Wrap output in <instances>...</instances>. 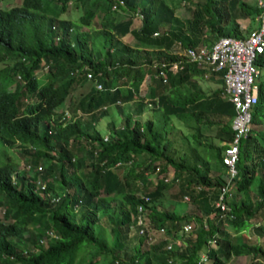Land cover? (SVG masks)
Instances as JSON below:
<instances>
[{
	"label": "trees",
	"instance_id": "16d2710c",
	"mask_svg": "<svg viewBox=\"0 0 264 264\" xmlns=\"http://www.w3.org/2000/svg\"><path fill=\"white\" fill-rule=\"evenodd\" d=\"M68 1L21 0L0 7V60L13 59L0 63V207L9 216L4 224L0 221V264H225L241 255L252 256L249 264H264L263 247L241 235L250 225L264 235L257 225L264 219V130L256 129L264 110V81L258 84L251 132L244 139L248 142H240L238 174L227 199L230 210L224 212L215 202L227 181L222 157L233 138L235 109L220 92L204 97L195 91L190 79L203 70L182 55L186 47L211 45L221 36L242 38L238 19L255 16V4L123 0L129 14L116 20L119 15L108 19L114 1L78 0L82 14L71 20L60 17ZM179 7L190 16L177 15ZM100 8L105 10L101 25L92 27ZM133 12L141 14L138 28L132 27ZM129 32L132 44L121 42ZM180 60L183 69L173 72L171 63ZM163 62L168 65L166 82L154 76ZM256 62L264 65V52ZM43 66L47 71L39 79L37 70ZM87 72L92 79H87ZM145 75L151 79L148 100L141 95ZM88 81L92 83L87 90L72 102L77 87ZM131 100L137 102V113L150 106L154 117L131 123L132 115L127 114L119 125L111 120L104 140L96 122L107 115V105L120 110L119 104ZM66 102L73 115L80 112L78 118L56 112ZM82 114L89 115L88 120L80 119ZM172 118L183 120L193 131L195 145L181 154L167 136ZM203 126L215 128L216 143L203 140ZM10 148L32 168L18 170ZM38 165L42 171L36 170ZM169 167L173 170L165 181ZM156 168L154 183L149 176ZM38 178L44 188L35 183ZM62 185L64 195L79 203L78 219L61 198ZM173 185L178 186L173 208L158 207L154 202ZM186 195L196 213L180 210L187 204ZM138 205L146 210L151 233L161 237L146 249L142 244L147 233L128 234ZM111 213L115 216L109 235L99 220ZM192 219L198 229L182 232L183 224ZM160 227L167 233L158 235ZM46 230L53 235H43ZM180 231L179 246L168 249L169 238ZM131 243L133 254L121 259ZM203 254L207 259L199 263Z\"/></svg>",
	"mask_w": 264,
	"mask_h": 264
},
{
	"label": "built area",
	"instance_id": "2783aa9c",
	"mask_svg": "<svg viewBox=\"0 0 264 264\" xmlns=\"http://www.w3.org/2000/svg\"><path fill=\"white\" fill-rule=\"evenodd\" d=\"M119 5L124 6L123 0H119L118 4L113 3L111 9L118 10ZM255 6L258 9V13L255 15L258 24L252 32L245 34L242 38L221 36L211 45L189 46L182 52L186 61L195 64L203 70L202 75L204 77L211 73H221L223 79L222 94L233 104L235 109V114L231 121L233 138L227 142L222 157L226 166L227 181L221 189L218 200L215 202V206L224 212L230 210L227 199L230 194L232 181L238 174L237 161L239 159L240 142L248 137L251 132L252 108L258 102V85L255 83V76L258 74L256 67L258 55L264 52V0H256ZM157 65V62H154L153 66L156 67ZM170 66L173 72L183 69L181 60L173 61ZM167 67L168 65L165 62L161 63V68L158 69L154 76L162 78L166 82L167 74L165 69ZM86 77L87 79H92V73L87 72ZM94 84L97 89L102 88L100 83L94 81ZM103 139L106 140L107 136H104ZM117 165L119 163L115 164V166ZM157 172L158 168L155 169V174ZM164 180H170L169 174ZM185 198L189 199L187 195ZM145 214L146 210L142 205H138L137 214L133 221L139 233H147L148 240L153 242L156 235L151 233V230H149L150 226L145 223ZM182 230L184 232L191 231L192 224L190 222L183 224ZM156 232L158 235L167 233L164 227L156 229ZM211 242L214 243L213 240ZM167 248H172L170 240ZM206 259V255L203 254L199 263L206 261Z\"/></svg>",
	"mask_w": 264,
	"mask_h": 264
},
{
	"label": "rangeland",
	"instance_id": "374dc122",
	"mask_svg": "<svg viewBox=\"0 0 264 264\" xmlns=\"http://www.w3.org/2000/svg\"><path fill=\"white\" fill-rule=\"evenodd\" d=\"M114 1V3H119V0H112ZM247 3H249L250 5H254L256 3V0H245ZM52 2V1H51ZM137 2V0H136ZM21 3V0H0V7L1 8H9L11 6H15ZM81 2L78 0H72L68 3V9L64 12L60 14V17L62 18H69L71 20H77V18L79 17L80 14H82V7H81ZM54 3H50V5L52 6ZM104 5H105V9L107 7V2L104 1ZM142 6V3H138V8ZM139 10V9H138ZM105 13V10L103 8L99 9V14L100 16L97 17V19L95 18V20L92 23V27H97L101 25V15L103 16ZM107 13V12H106ZM139 14H135L134 12L132 13V16L134 15V23L132 25L133 28H137L139 26H141V14L140 12H138ZM121 14V16H120ZM129 14V10L125 8V6H120L119 9L117 11H112L110 10V13L108 14V19L111 17H115L118 16V18H116V20H122L123 18L127 17V15ZM176 14L179 15L181 18H186L190 16V11H188L185 7H179L176 10ZM124 15V16H123ZM107 19V17L105 18ZM238 23L242 29L243 34H247L249 32H252V30H254L257 26V21L255 19V16L252 17H248L245 19H238ZM83 30L85 29V27L83 26L82 28ZM127 35V36H126ZM126 35L122 36L120 41L121 42H125L128 44H132V34L129 32ZM184 51V50H183ZM13 59L11 56L4 58V60H0L1 62H11ZM256 67L258 70V74L255 76V83L258 85L260 82L264 81V65H260L257 64L256 62ZM47 69H43L42 71H40V73H38L37 77L42 79L43 73L41 72H46ZM11 72H13V70H11ZM220 74V73H219ZM148 76V75H147ZM145 75V79L142 82L141 85V95L143 96L144 100H148V86H147V82L150 81L151 79H148ZM91 81H88L84 86L81 87H77V89L74 91V93L72 94V102L76 101L83 93L84 91L87 90L88 86L91 84ZM94 84V82H93ZM153 84V83H152ZM14 86L12 85L11 88H13ZM136 101L135 100H131L128 103H123V104H119L120 105V110L119 108H117L116 105L114 104H108L107 105V115L102 116L97 122H96V127L97 129L103 134L104 136H108V127L107 124L109 121L113 120L115 121L116 124H120L123 120L125 115L127 114H131L132 118H131V123L134 122L135 119H139L140 121H144L147 118H152L154 117V113H153V109H150V106H147L142 113H137L135 111V106H136ZM67 102L66 103H62L58 109H61L67 118L69 119H76L78 118V116L80 115V112L76 115H73L71 113V110L69 108H67ZM89 115L86 114H82L80 119H87L88 120ZM258 119L260 121L258 127H256L257 131L259 130H264V110L259 113L258 115ZM170 123L172 124V128L170 130H168L167 132V136L168 138H170L173 141V148L176 151L177 149V153L181 154L185 151H187V149L191 146L195 145V141L194 138L192 136V129H190L188 126H186V123L183 120H178L175 118H172L170 120ZM202 132L206 135L207 137L204 136L203 140L207 141V142H213L216 143V139H214L212 137V133L213 130L208 129L207 127L203 126L202 127ZM209 135V136H208ZM245 139V138H244ZM242 140L244 142V144L246 142H248L247 140ZM16 148H10L8 150V153H10L9 155L11 156V158L13 160H15V166H17L18 170H21L22 167L26 164L25 160L21 157V155L19 153H17L19 155V158L17 156V154L14 152L16 151ZM169 172L168 174L169 177H171V171L173 170L171 167H169ZM84 172H87L86 170ZM149 178L151 179L152 182L155 183V181H153L154 179L157 178L156 174H152L149 176ZM154 184H151L149 186V189L151 187H153ZM60 192L62 193L61 198H63L64 201H66L67 203V207L69 210V213L73 216V218L78 219L79 214H80V208H79V203L72 197V196H65V192H66V187L65 186H61L59 188ZM178 190V186L177 185H173L171 186L169 189L164 190L163 195L156 201L154 202L158 207H162V208H166L171 210L173 208L174 205V198H173V194H175ZM253 193V192H252ZM255 193V191H254ZM113 196V194H112ZM184 200L187 201V204L185 206L182 207V209H180L182 212H193L196 213L197 210L195 208V205L190 202V199H186L184 197ZM154 204V205H155ZM112 205H115V201L112 202ZM3 212V208L0 207V214H2ZM115 216L114 213L109 214H105L101 217V219L99 220V222L101 223V225L103 226V228L106 230V233L111 235L110 232V226L112 225L111 220L112 218ZM112 217V218H111ZM149 217L148 215L145 214V223H149ZM255 221V220H253ZM190 223L192 224V230H196L198 229V224H196L195 220L192 219L190 221ZM258 226H260L263 230H264V219L261 220L260 222L257 223ZM97 227V224L95 225ZM254 226L255 225H250L246 231H242L241 235L243 238L249 240V241H256L257 243H259L263 249H264V235L260 234L258 235L255 231H254ZM225 227L232 232L233 230L231 228L228 227L227 224H225ZM98 228V227H97ZM98 230V229H97ZM100 230V228H99ZM138 230V228L136 227V224L134 222H132L129 225V235H133L134 233H136V231ZM182 232H184L183 230H181ZM181 231L178 233L177 236L175 237H171L170 242L172 246H179V242H180V234ZM189 232V231H188ZM186 232V233H188ZM155 235V234H154ZM154 238V237H153ZM161 239V237L155 236V241ZM133 242V241H132ZM152 242V241H151ZM150 240H148V238L145 240V242L142 244V249H146L148 247V245L151 243ZM132 243L129 245L130 248L126 249L127 254H120V258L121 259H127L129 258L130 255L133 254V249L132 247ZM211 245H214V243L211 242ZM33 250H35L36 252H38L39 250L36 248H33ZM99 258V256H98ZM101 258V257H100ZM101 260V259H100ZM252 260V256L251 255H241V256H232L229 260H227L225 262V264H249Z\"/></svg>",
	"mask_w": 264,
	"mask_h": 264
},
{
	"label": "crops",
	"instance_id": "0c3cea01",
	"mask_svg": "<svg viewBox=\"0 0 264 264\" xmlns=\"http://www.w3.org/2000/svg\"><path fill=\"white\" fill-rule=\"evenodd\" d=\"M133 23H134V18H133ZM190 81L195 82L196 84L195 91L201 92L204 97L220 92L221 98L226 99L222 94L223 79L219 73H211L207 77H204L202 74L193 75ZM208 129L213 130V133L215 132L214 127Z\"/></svg>",
	"mask_w": 264,
	"mask_h": 264
},
{
	"label": "clouds",
	"instance_id": "9594fccd",
	"mask_svg": "<svg viewBox=\"0 0 264 264\" xmlns=\"http://www.w3.org/2000/svg\"><path fill=\"white\" fill-rule=\"evenodd\" d=\"M70 1H72V0H69L68 3H69ZM38 69H39V70H37V75H38V73H40V71H42L43 69H44V70L47 69V67H46V66H43L42 69H40V68H38ZM41 73H43V75H44L45 72H41ZM39 79H40V78H39ZM11 87H12V86H11ZM13 88H14V87H13ZM13 88H11V89H13ZM30 101H31V100H30ZM56 112H57V113H61V112H62V113L65 115V113H64L61 109L56 110ZM24 167H26V169H28V168H29V169L32 168V166H31L30 163H26L22 168L24 169ZM42 169H43V166H41V165H38V166L36 167V170H37V171H42ZM35 183L37 184L38 187H43V188H44V186H45V183H44V184L42 183L41 178H38V179L35 181ZM4 213H5V210L3 209L2 214H0V221H1L3 224L5 223L6 219L9 217V216H5ZM43 235H47V236L49 237V236L53 235V233H52L51 231H49V230H46L45 233H44ZM41 241H42V240H41ZM24 252L26 253V250H25Z\"/></svg>",
	"mask_w": 264,
	"mask_h": 264
}]
</instances>
